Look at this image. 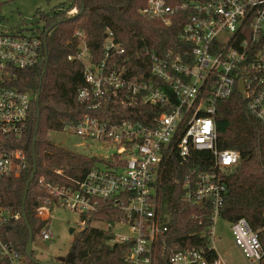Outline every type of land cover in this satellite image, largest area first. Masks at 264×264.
<instances>
[{"label":"built area","instance_id":"built-area-1","mask_svg":"<svg viewBox=\"0 0 264 264\" xmlns=\"http://www.w3.org/2000/svg\"><path fill=\"white\" fill-rule=\"evenodd\" d=\"M187 12L178 48L163 52L146 48L147 62H132L125 46L108 29L101 62L88 47L86 34L78 30L76 54L87 86L80 98H93L90 109L115 101L135 113L116 120L87 114L64 122L63 130L85 140H95L115 152L104 156L74 185L45 183L54 207L89 214L99 201L114 199L122 215L107 224L112 243L127 244L124 264H225L216 245L215 225L227 197V176L239 164L240 153L219 149L217 103L236 90L243 93L248 109L264 125V0H205L182 2L148 0L143 16L171 25L179 12ZM187 14V13H186ZM45 51L38 27L0 32V183L28 169V153L22 145L35 94L12 84L19 70L36 66ZM243 84V89L240 85ZM62 130V131H63ZM193 151L209 153L208 168L195 166L182 180L184 200L191 205L210 204L212 224L202 247L168 246L169 214L162 213L161 177L171 159L188 161ZM99 158V157H98ZM60 173V170H59ZM43 181V178L41 179ZM0 203V225L17 219ZM127 228V232L118 229ZM234 242L249 263L264 254L259 235L246 218L231 223ZM43 241L54 238L50 224L40 233ZM216 254L214 259L211 255ZM0 253L12 264H24L22 254L0 235Z\"/></svg>","mask_w":264,"mask_h":264},{"label":"trees","instance_id":"trees-1","mask_svg":"<svg viewBox=\"0 0 264 264\" xmlns=\"http://www.w3.org/2000/svg\"><path fill=\"white\" fill-rule=\"evenodd\" d=\"M147 1L68 0L51 11L37 12V17L44 23L43 28H38L43 37L46 29L55 24L46 38V72L42 76L46 64L45 51L42 50L39 64L19 70L17 79L12 83L35 95L41 87L39 102L36 99L33 101L29 126L22 142L28 153L29 167L21 174L7 177L0 183L1 205L11 213L21 215L0 225V235L22 254L24 264H40L28 257L26 247L30 237L28 225L33 231L34 245L43 228L49 225L48 221L42 220L37 214L42 206L54 207L55 200L46 190L45 183L76 186L75 181L82 180L101 161L96 156L90 157L56 145L47 138L49 131H62L65 121H77L87 114L112 120L135 116V113L123 108L118 101L103 102L98 109H90L93 98L90 97L88 101L80 98L81 90L87 86L83 64L80 60L68 58L79 49L80 41L75 33L81 30L86 34L88 47L96 62H101L104 57L108 29L114 31L116 39L125 46L126 55L136 64H140L141 60L147 62L143 55L146 48L155 49L157 52L178 48L188 11L179 12L174 22L166 25L160 20L149 19L141 14L140 9ZM167 1L177 5L205 0ZM82 5L84 10L81 13ZM75 8L79 12L68 15ZM216 123L218 148L234 149L240 153L239 164L226 178L228 192L220 216L230 223L246 218L251 228L258 233L264 251V125L248 109L247 100L239 90L230 98L217 103ZM36 129L37 139L33 144ZM34 154L37 170L24 204L27 224L22 208L27 182L34 165ZM209 165L208 152L193 151L190 159L184 163L175 157L171 159L163 172L160 203L162 213L169 214L170 229L166 237L169 247H202L208 243L209 234L200 237V233L213 222L210 204L206 202L199 206L187 203L184 200L182 180L191 168H208ZM81 215L82 222L87 223L74 240L69 254L74 256L75 263L124 264L129 245L112 243L113 236L107 230V224L122 215L115 200L99 201L97 211ZM94 220L104 226L93 224ZM212 253L211 259H214L216 254ZM69 256L58 261L70 264ZM33 257L42 260L36 258L35 248ZM160 262L166 263V258H160ZM0 264L12 263L0 253ZM258 264H264V254Z\"/></svg>","mask_w":264,"mask_h":264},{"label":"rangeland","instance_id":"rangeland-1","mask_svg":"<svg viewBox=\"0 0 264 264\" xmlns=\"http://www.w3.org/2000/svg\"><path fill=\"white\" fill-rule=\"evenodd\" d=\"M68 0H0V32H13L23 30L26 33L34 31L37 27L43 28L44 23L37 17L39 10L48 12ZM77 8L68 15L78 13ZM47 138L56 145L68 150L78 152L90 157L107 156L115 152L113 145L104 146L95 140H85L70 131H49ZM50 212V229L54 232V238L50 241H43L39 235L35 240V256L42 260H58L59 256L68 258L74 240L86 226L82 222V215L78 211L55 207ZM40 215L44 218L48 215L42 211ZM93 224L104 226L99 221H92ZM71 229H74L71 232ZM128 229H118V232H127ZM216 245L225 264H258L249 263L241 249L234 242L231 230V223L221 216L217 217L215 225Z\"/></svg>","mask_w":264,"mask_h":264},{"label":"water","instance_id":"water-1","mask_svg":"<svg viewBox=\"0 0 264 264\" xmlns=\"http://www.w3.org/2000/svg\"><path fill=\"white\" fill-rule=\"evenodd\" d=\"M83 10H84V5H82V10L80 12L82 13ZM54 26H55V24H52L51 26H49L46 29V32H45V37L44 38H45V63L46 64L44 66V69H43V72H42V76L46 72V66H47V62H48V49H47L46 38H47V35L49 34V32L52 30V28ZM240 88L243 89V84L240 85ZM40 94H41V87H39V89L36 92L35 99H36L37 103L39 102ZM39 115H40V110L38 108L37 109V116L39 117ZM36 139H37V129L35 130V133H34L33 144H35ZM33 157H34V165H33L31 176H30V178H29V180L27 182V188L25 190V195H24V199H23V208H22L23 218H24V220L26 221L27 224H28V219H27V215L25 213L24 204H25V201H26L29 185L31 184V182L35 178L36 170H37V165H36V161H35V154L33 155ZM105 158L106 157H104V156H99L100 160H105ZM28 229H29V233H30V237H29V240H28V243H27V247H26V253H27L28 257H30L32 260H34L35 262L40 263V264H68V263H65L64 261H58V260L45 261V260H37V259H35L33 257V252H34L33 231H32V229H31V227L29 225H28ZM73 231H74V229H71V232H73ZM69 260L71 262L70 264H76L73 255L69 256Z\"/></svg>","mask_w":264,"mask_h":264},{"label":"crops","instance_id":"crops-1","mask_svg":"<svg viewBox=\"0 0 264 264\" xmlns=\"http://www.w3.org/2000/svg\"><path fill=\"white\" fill-rule=\"evenodd\" d=\"M47 212V211H46ZM47 218H49V221H50V213H48V215L47 216H45L42 220H46L47 221ZM50 223V222H49ZM219 256H220V254H219ZM64 256H59L58 258L59 259H61V258H63ZM222 259V258H221Z\"/></svg>","mask_w":264,"mask_h":264}]
</instances>
